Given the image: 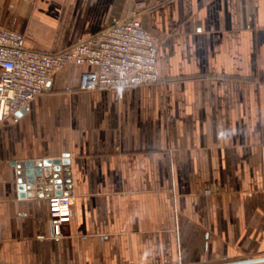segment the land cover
<instances>
[{"label":"crops","instance_id":"0c3cea01","mask_svg":"<svg viewBox=\"0 0 264 264\" xmlns=\"http://www.w3.org/2000/svg\"><path fill=\"white\" fill-rule=\"evenodd\" d=\"M143 2L157 85L80 90L69 65L0 123L1 264L264 258V0H0V25L57 53ZM11 6L13 8H11ZM70 156L71 221L21 198L13 164Z\"/></svg>","mask_w":264,"mask_h":264},{"label":"built area","instance_id":"2783aa9c","mask_svg":"<svg viewBox=\"0 0 264 264\" xmlns=\"http://www.w3.org/2000/svg\"><path fill=\"white\" fill-rule=\"evenodd\" d=\"M146 9L145 3H136L102 32L57 53L30 50L22 34L0 25V123L48 93L52 78L71 64L91 68L81 75L79 88L86 92L159 84V41L142 25ZM74 199L70 194L47 198L52 238L63 236Z\"/></svg>","mask_w":264,"mask_h":264},{"label":"water","instance_id":"95a60500","mask_svg":"<svg viewBox=\"0 0 264 264\" xmlns=\"http://www.w3.org/2000/svg\"><path fill=\"white\" fill-rule=\"evenodd\" d=\"M13 166L17 169L21 198H49L53 195L69 194L68 192L71 191L69 154H64L61 159L28 161ZM223 264H264V258Z\"/></svg>","mask_w":264,"mask_h":264}]
</instances>
